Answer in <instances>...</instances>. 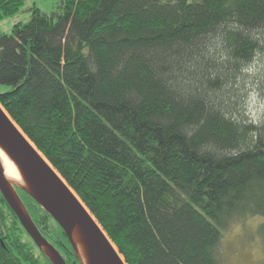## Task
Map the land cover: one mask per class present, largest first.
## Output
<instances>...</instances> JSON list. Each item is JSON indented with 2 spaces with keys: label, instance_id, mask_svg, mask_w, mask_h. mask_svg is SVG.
I'll list each match as a JSON object with an SVG mask.
<instances>
[{
  "label": "trees",
  "instance_id": "16d2710c",
  "mask_svg": "<svg viewBox=\"0 0 264 264\" xmlns=\"http://www.w3.org/2000/svg\"><path fill=\"white\" fill-rule=\"evenodd\" d=\"M23 4L0 0V20ZM29 12L0 35V105L125 264H219L223 232L249 217L264 239V115L252 122L245 105L264 61V0H61ZM15 191L65 263L81 264ZM23 234L0 195V264H52Z\"/></svg>",
  "mask_w": 264,
  "mask_h": 264
},
{
  "label": "water",
  "instance_id": "95a60500",
  "mask_svg": "<svg viewBox=\"0 0 264 264\" xmlns=\"http://www.w3.org/2000/svg\"><path fill=\"white\" fill-rule=\"evenodd\" d=\"M0 146L21 171L28 189L7 185L0 167V194L33 243L52 264H66L36 228L14 189L29 194L63 231L81 264H125L103 229L65 181L0 107ZM79 233L78 241L74 239Z\"/></svg>",
  "mask_w": 264,
  "mask_h": 264
},
{
  "label": "rangeland",
  "instance_id": "374dc122",
  "mask_svg": "<svg viewBox=\"0 0 264 264\" xmlns=\"http://www.w3.org/2000/svg\"><path fill=\"white\" fill-rule=\"evenodd\" d=\"M33 5L44 13H51L59 11L61 0H24L22 8L15 16L0 20V35H10L14 25L28 22L29 9ZM250 77L252 79L245 82V86L250 87L245 105L247 115L255 123L264 115V88L261 86L264 85V61L255 64L253 75ZM0 91H4V88L0 87ZM3 209L5 221L11 224L13 220L11 213L6 207ZM260 222V217L237 220L223 232L218 250L219 264H264V239L261 238L258 229ZM28 237L27 234H23V239L30 243ZM33 250L38 254L35 247Z\"/></svg>",
  "mask_w": 264,
  "mask_h": 264
},
{
  "label": "bare ground",
  "instance_id": "6f19581e",
  "mask_svg": "<svg viewBox=\"0 0 264 264\" xmlns=\"http://www.w3.org/2000/svg\"><path fill=\"white\" fill-rule=\"evenodd\" d=\"M1 107V106H0ZM20 130V129H19ZM24 135V134H23ZM25 136V135H24ZM26 137V136H25ZM30 142V141H29ZM31 143V142H30ZM32 144V143H31ZM33 145V144H32ZM0 167L3 171V176L4 179L7 183V185L9 186H19L21 188L24 189H28L24 178L21 174L20 169L18 168V166L14 163V161L9 157V155L1 148L0 146ZM76 195V194H75ZM79 199V198H78ZM80 200V199H79ZM81 202V201H80ZM82 203V202H81ZM83 207L87 210V208L84 206V204L82 203ZM88 211V210H87ZM88 213L90 214V212L88 211ZM90 216L92 217V219L97 223V221L95 220V218L90 214ZM98 224V223H97ZM99 225V224H98ZM99 227L101 228V226L99 225ZM102 229V228H101ZM78 235L79 233H75L74 235V239L76 241V243H79L78 241Z\"/></svg>",
  "mask_w": 264,
  "mask_h": 264
}]
</instances>
